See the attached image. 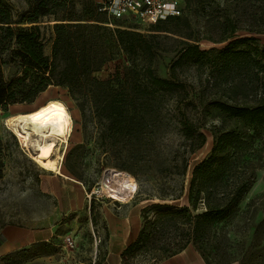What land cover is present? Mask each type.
Wrapping results in <instances>:
<instances>
[{
	"label": "trees",
	"instance_id": "trees-1",
	"mask_svg": "<svg viewBox=\"0 0 264 264\" xmlns=\"http://www.w3.org/2000/svg\"><path fill=\"white\" fill-rule=\"evenodd\" d=\"M24 1L27 11L15 16L0 0V107L31 103L50 86L64 88L103 140L131 143L129 154L138 161L144 157L140 143H152L167 129L180 135L189 154L204 146L203 130L212 134L208 155L192 168L186 204L164 206L152 219L144 213L122 264L138 255L158 261L189 244L206 262L229 264L210 260L209 240L214 224L246 193L252 174L240 166L243 150L264 131V44L257 37L264 35V0H181V15L148 24L150 34L107 18L95 0ZM43 20L53 22L50 55L44 53ZM163 38L176 43L166 77L154 68ZM201 41L223 45L201 49ZM119 51L133 56L122 73L96 78ZM11 63L20 75L5 80L1 69ZM186 167L185 161L182 174ZM65 168L77 177L72 165Z\"/></svg>",
	"mask_w": 264,
	"mask_h": 264
},
{
	"label": "rangeland",
	"instance_id": "rangeland-1",
	"mask_svg": "<svg viewBox=\"0 0 264 264\" xmlns=\"http://www.w3.org/2000/svg\"><path fill=\"white\" fill-rule=\"evenodd\" d=\"M215 1L222 3L223 0ZM4 3L15 16L27 11L24 0H4ZM52 23L46 20L40 23L46 55H50ZM119 24L127 28L136 27L143 34H150L154 29L153 25L134 21H120ZM237 35L241 37L247 33L238 32ZM257 37L264 44V35ZM162 42L164 51L155 61L154 68L158 75L166 77L174 55L170 50L176 43L164 38ZM222 45L199 42L201 49ZM166 49L170 52H165ZM131 58L133 56L127 57L119 51L94 76L101 80L114 78L117 73H122ZM1 71L5 80L20 75L17 63L4 65ZM192 71L186 72L188 80H194ZM49 99L65 104L73 122L68 145L61 150V174L55 168H44V160L34 155L31 146H25L24 139L12 126V116L31 111ZM84 114L66 89L55 86L48 87L31 103L0 107V230L7 225L17 228L50 226L53 230L47 241L9 252L2 247L0 239V264H99L104 241L99 208L108 206L118 212L123 210L122 205L143 206L140 209L142 226L144 213L152 219L164 210V206L186 204L192 168L208 155L212 147L213 137L208 130H203L206 136L204 146L189 154L180 135L167 129L152 143H140L138 147L144 152V157L138 161L129 154L131 143L110 145L108 140L102 139L101 129L88 112ZM185 161L187 167L182 174ZM65 163L74 167L77 177L67 172ZM240 166L252 174V180L232 214L214 224L209 240L212 247L209 258L216 263L264 264V131L244 148ZM106 169L118 170L134 178L136 192L130 201L113 202L103 195L92 204L88 202L85 193L102 181ZM77 192L82 194L80 199L76 198ZM155 204L163 207L154 209L152 206ZM90 206H93V215ZM200 207L199 211H202ZM155 262L149 256L138 255L131 264Z\"/></svg>",
	"mask_w": 264,
	"mask_h": 264
},
{
	"label": "crops",
	"instance_id": "crops-1",
	"mask_svg": "<svg viewBox=\"0 0 264 264\" xmlns=\"http://www.w3.org/2000/svg\"><path fill=\"white\" fill-rule=\"evenodd\" d=\"M86 194V193H85ZM82 194L76 193L80 199ZM95 201V200H94ZM129 204V203H128ZM123 210L115 212L108 206L99 208L103 222L104 241L101 245L99 264H122V252L137 238L141 229L140 209L143 206H125ZM53 235L50 226H31L17 228L4 226L0 230V239L8 252L10 250L27 247L30 244L47 241ZM7 253V252H5ZM153 264H214L206 262L199 252L191 245L183 250L156 261Z\"/></svg>",
	"mask_w": 264,
	"mask_h": 264
},
{
	"label": "bare ground",
	"instance_id": "bare-ground-1",
	"mask_svg": "<svg viewBox=\"0 0 264 264\" xmlns=\"http://www.w3.org/2000/svg\"><path fill=\"white\" fill-rule=\"evenodd\" d=\"M12 118L13 129L24 139L25 146H31L34 155L44 160L43 167L55 168L61 174V150L68 145L73 129L72 118L65 104L57 99H49L31 111ZM110 178L112 184L106 187L103 184L102 188L108 192L110 188L114 189L117 198H121L120 194L128 197L136 189L134 178L127 173L111 169Z\"/></svg>",
	"mask_w": 264,
	"mask_h": 264
},
{
	"label": "built area",
	"instance_id": "built-area-1",
	"mask_svg": "<svg viewBox=\"0 0 264 264\" xmlns=\"http://www.w3.org/2000/svg\"><path fill=\"white\" fill-rule=\"evenodd\" d=\"M97 10L103 13L109 19H117L124 21H134L143 24H153L159 20H164L170 16H180L181 0H95ZM112 26L111 24H109ZM111 169H106L102 175V181L92 188L85 195L88 202L91 199L97 200L99 196L110 199L113 202L130 201L136 192V189L127 197L120 194L121 198L115 196V191L111 188L109 192L103 190L102 185L112 184ZM115 193V194H114ZM119 195V194H118ZM125 198V199H124Z\"/></svg>",
	"mask_w": 264,
	"mask_h": 264
}]
</instances>
